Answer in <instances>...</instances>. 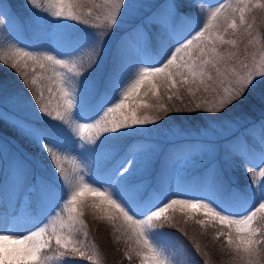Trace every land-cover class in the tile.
Returning a JSON list of instances; mask_svg holds the SVG:
<instances>
[{
	"label": "snow or ice",
	"instance_id": "1",
	"mask_svg": "<svg viewBox=\"0 0 264 264\" xmlns=\"http://www.w3.org/2000/svg\"><path fill=\"white\" fill-rule=\"evenodd\" d=\"M206 3L207 11L199 7ZM89 4L104 10L101 23L84 18ZM24 7L27 20L0 0V32L8 33L0 49L4 40L12 44L0 50V62L31 99L28 105L0 81L7 106L0 123L16 134L0 137L8 174L0 187V264L91 262L88 208L128 237L125 256L135 252L141 264H190L179 248L169 251L175 246L162 231L177 210L202 217L195 220L201 227L223 226L217 239L226 237L240 264H264V183L241 189L227 179L239 166L264 177V45L250 54L238 47L245 38L259 43L248 13L264 9V0H25ZM28 31L30 45L21 44L16 33ZM181 89L193 110L210 114L198 117L204 123L194 138L177 128L164 146H121L159 122L146 110L169 112L165 97L182 103ZM198 92L211 101L195 103ZM257 108L260 116L249 119ZM153 170L154 181L145 179Z\"/></svg>",
	"mask_w": 264,
	"mask_h": 264
},
{
	"label": "trees",
	"instance_id": "2",
	"mask_svg": "<svg viewBox=\"0 0 264 264\" xmlns=\"http://www.w3.org/2000/svg\"><path fill=\"white\" fill-rule=\"evenodd\" d=\"M213 1V0H211ZM43 2V0H42ZM146 5L155 4L157 0H143ZM97 3H100V0H97ZM12 6V9L18 16L22 19L27 20L30 13L25 9L24 4L25 0H2V6L7 10L8 5ZM204 10V6H199ZM88 8H92V16L89 17L87 15ZM84 18L88 19L92 24H99L103 21L104 18V10L96 9L92 5H86L83 9ZM147 11V8L145 9ZM99 15L100 21H97L95 17ZM249 23H253V38L258 41V44H250L247 38L243 39L242 42L238 44V47L241 51L247 48L249 54L256 50L260 45H264V9H256L253 8L248 13ZM74 27L83 29L85 31H89L92 29H88L86 25L77 24ZM122 28H126L127 25H122ZM26 39L30 42L32 39V33L30 31L26 32ZM0 50H7V47L2 46ZM87 57H85V62H87ZM0 81H3L5 86H11L9 89L12 92H15L22 96L25 102L28 105H31L30 92L24 86L21 78L15 72V70L11 69L9 66L4 65L0 62ZM180 95L182 96L183 102L180 100L173 99L172 101H168L166 97L162 101L167 107L171 110L166 113H160L158 111L146 110V114L155 117L159 115L161 119L157 124H150L145 126L144 130L135 136H165L168 133L174 131L177 128H182L183 126L190 130L191 128L195 131V129L202 127L203 121L198 117L201 115H210L208 113L203 112L202 110H193L194 103L193 98L188 95V93L181 89ZM212 97L203 92H198L195 97V103H202L204 100L211 101ZM7 107L6 105H0V109ZM175 108H183L184 111L177 112ZM246 109H238L237 113L239 116L246 115ZM24 114V113H22ZM236 115V114H233ZM260 116L259 109H255L250 116L249 119H257ZM174 128L172 129V127ZM190 128V129H189ZM170 132H168V130ZM132 131V130H129ZM191 131V130H190ZM193 132V131H191ZM15 132L7 125L0 123V137L5 140H10L15 136ZM130 136L122 140L121 146L128 145L130 141L135 137ZM13 143H16L14 140ZM23 145L22 151H29L35 153V149L31 148L25 141H20L18 146ZM66 170L70 175L73 173L72 163L67 162L65 164ZM260 169L251 168L246 169L245 166H239L234 170L230 171L227 174V179L230 183L233 184L234 187H238L241 189H247L249 183L252 184L261 180L264 182V177H260L259 175ZM2 174L7 173V169H2ZM7 180L0 178V187H7ZM101 215L103 213H95L94 210L88 208L85 210L84 220L89 225V237L87 242L85 243V253L86 256H91V262L87 259L77 261V264H137L140 258L132 252V259L129 260L125 256V252L132 251V243L128 240V237L122 232L117 231L116 228L111 225L106 219H101ZM173 221L172 224L165 226L162 231L165 233H169L170 235L165 237L166 241L170 245H174L172 247L175 251L176 248H179L183 253L186 254V258L190 261V264H214L211 262H207L206 258L214 257V259L218 262V264H240L237 261L232 253L228 252L226 237L219 236L217 239L219 231L223 228L221 225L213 226L211 223L201 227L199 224L195 222L196 219H200L202 217H195L193 219H189L184 216L182 212L179 210L172 213ZM174 225V226H173ZM181 229L183 231H181ZM224 231L226 230L223 229ZM187 232L185 236L183 233ZM83 240V237H80ZM210 242H217L220 246H223L227 249V253L225 255H212L210 248H214ZM196 244H199L200 251H196ZM203 248L206 249V254H203ZM219 256H221L219 258ZM57 260L59 257L57 256ZM219 260V261H218ZM56 263V261H54ZM216 264V263H215Z\"/></svg>",
	"mask_w": 264,
	"mask_h": 264
},
{
	"label": "rangeland",
	"instance_id": "3",
	"mask_svg": "<svg viewBox=\"0 0 264 264\" xmlns=\"http://www.w3.org/2000/svg\"><path fill=\"white\" fill-rule=\"evenodd\" d=\"M213 4L216 2V0H213V1H211ZM231 2L232 3H234L235 2V0H231ZM199 6H204V10L205 11H207V9L209 8V4H202V5H199ZM44 15L47 17V13H44ZM52 20H55V18L54 17H52L51 18ZM66 23H71V24H73V25H77V24H75V22H66ZM30 33H31V31H30ZM7 32H0V35H3V36H7ZM25 34L26 33H21V32H17L16 33V35H17V38H18V40H19V42L21 43V44H24V45H30V42L26 39L27 37L25 36ZM2 46H5V47H7V48H9L10 46H12V44L8 41V40H4V42H3V45ZM16 46H19V45H16ZM31 46H34V45H31ZM24 114H27V113H24ZM174 128V126L172 127V129ZM183 129H187V128H185L184 126L182 127ZM190 129V128H189ZM170 130L171 129H169L168 130V132H170ZM188 130V129H187ZM191 131H193L192 132V137L191 138H194L195 137V131L191 128L190 129ZM189 130V131H190ZM171 133L172 132H170V133H168L167 135H165V136H160V135H156V136H150V135H148V136H135L131 141H130V143L131 144H139V145H145V146H147V145H161V146H164V145H167L168 144V142H169V139H170V136H171ZM129 143V144H130ZM67 162H69V163H72V157L70 156L69 157V159L65 162V164H67ZM3 167H5V168H7V163H6V160H0V177H1V175H2V169H3ZM72 167H73V164H72ZM158 167V166H157ZM155 175H156V172H155V170H153V172H152V174H151V176L150 177H145V179H152L153 181H154V179H155ZM261 177V176H260ZM1 178H3V179H7L8 178V174L7 173H5ZM262 183H264L263 181H262V179L261 180H258L257 182H254L253 183V186H256V187H258L260 184H262ZM225 231H227V229L225 230ZM210 244H212V246L214 247V248H210V250H211V253H213L212 255H216L217 253H219V255H225L226 253H227V249H225L223 246H220L217 242H210ZM206 249H204L203 248V254H206V251H205ZM169 251H174L173 250V248H170L169 249ZM228 252H229V250H228ZM230 253V252H229ZM221 256H219V258H220ZM211 260H212V262L215 264H218V262L214 259V257H210V258H206V261L207 262H211ZM219 261V260H218ZM54 264H56V263H54ZM137 264H141V260H139L138 261V263Z\"/></svg>",
	"mask_w": 264,
	"mask_h": 264
}]
</instances>
